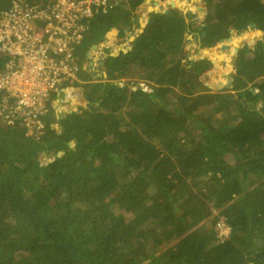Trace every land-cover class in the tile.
Segmentation results:
<instances>
[{
  "label": "trees",
  "instance_id": "16d2710c",
  "mask_svg": "<svg viewBox=\"0 0 264 264\" xmlns=\"http://www.w3.org/2000/svg\"><path fill=\"white\" fill-rule=\"evenodd\" d=\"M145 1L90 20L79 68L109 31L135 38L105 53L106 79L79 71L86 108H49L37 139L0 119V264H264V41L237 53L219 91L183 47L197 32L208 48L229 29L264 31V0H204L200 27L178 9L150 13L138 34Z\"/></svg>",
  "mask_w": 264,
  "mask_h": 264
},
{
  "label": "built area",
  "instance_id": "2783aa9c",
  "mask_svg": "<svg viewBox=\"0 0 264 264\" xmlns=\"http://www.w3.org/2000/svg\"><path fill=\"white\" fill-rule=\"evenodd\" d=\"M122 2L34 0L29 4L13 0L0 13V53L7 58L0 68L1 122L9 126L19 124L26 136L37 139L43 134L42 117L49 108L78 104L67 95L73 86L80 85L79 71L87 72L92 60L105 53L97 48L91 50L96 45L91 46L87 61L79 68L75 50L88 34L90 20L116 9ZM99 45L107 48V40ZM216 227L220 239L228 237L230 229L223 221Z\"/></svg>",
  "mask_w": 264,
  "mask_h": 264
},
{
  "label": "rangeland",
  "instance_id": "374dc122",
  "mask_svg": "<svg viewBox=\"0 0 264 264\" xmlns=\"http://www.w3.org/2000/svg\"><path fill=\"white\" fill-rule=\"evenodd\" d=\"M177 1H179V3L181 4V6H179L180 8H177V9H179V11L180 10L191 11L190 7H193L194 8L193 13L192 12L191 13H185V14H183V16H185V20H187L189 22L190 21L194 22V27H200L201 26V20L203 19V17H204L205 14L202 13V12H198V9H199V7H198V0H177ZM202 1H204V0H201L200 3H202ZM144 3L142 4V6L139 9L142 10L143 9V5H146L148 2H146V4H144ZM149 3H154V0H152L151 2L149 0ZM164 6H165V9L164 10H167L170 7L169 2L167 3V5L164 4ZM176 7H178V5ZM154 9L156 10V6H154ZM147 10H150V7ZM146 12H148V11H146ZM139 18H140V21H138V23H139L138 30L140 29V25L141 24H144L143 18H141V17H139ZM201 28H200V30H201ZM138 30H137L136 33H138ZM249 31L250 30L247 29L243 33H247ZM237 34H241V33H237ZM134 35L135 34H133V35L130 34L128 40H125L124 38H119L117 36V31L116 30H111L103 38V39H106L107 40L108 47L107 48H105V47L104 48H100L99 47L100 45L97 44L96 45L97 46V49L96 50L97 51L104 52V53H108L110 56L112 54H114L112 56H115L119 52L127 51V49L130 48V44L129 43L131 42L132 37ZM248 35L249 34H245V38H247ZM261 38L262 39L264 38V34L261 36ZM198 39H199V33L198 32L196 34H194V33L193 34H189V36L185 39V43H184V46L183 47H184V52L187 53V55L189 56V59L198 60V58L200 56L198 53H200V54L202 53V51L200 49H205V51H207V52L210 51L208 48H207V50H206V48H197V46H198V41L197 40ZM127 42H128V45H126ZM213 49L215 50L216 47H214ZM230 50H231L230 48L227 49L226 50V53H223V54H228V57L226 56L228 58V62H229V59H230V60H233V63H234V59L232 57H230V54H229V51ZM109 51H110V53H109ZM88 52H91V51L89 50ZM220 55H222V53ZM92 56H93V54H92ZM247 56H248V54H247ZM222 57H223V55H222ZM222 57L221 58H219V57L217 58V61H218V63H216V65H217L216 67H218V70L217 71H214V73H213V70L211 68L207 69V71H211V76L210 77H213L215 79L221 80L220 79L221 73H223V74L226 73L225 75L228 74L229 76H231L234 73V72L232 73V71H234V66L231 65L230 63L227 64L226 62H222V60H223ZM227 65H230L229 69L227 68ZM231 69H232V71H231ZM122 83L126 84L127 81L123 80ZM212 84H214V83H212ZM79 86H81V88H82V85H78V87ZM226 86H227L226 82L223 81V84L221 85L222 89H225ZM211 90L212 91H217L215 89H211ZM86 106H87V103L85 102L84 104H81L80 106H79V104H75L72 107H63V109H61V113H67L68 111L70 112V110L75 111L79 107L86 108ZM205 112L207 113L206 116H209L210 115V110H206ZM213 121H215V120H213ZM55 127L58 128L57 125ZM70 144L71 145H74L73 144V141ZM53 158H54L53 152H49L46 155L45 154H41V156L39 155L38 156V161L40 163H49V162H51L53 160Z\"/></svg>",
  "mask_w": 264,
  "mask_h": 264
},
{
  "label": "crops",
  "instance_id": "0c3cea01",
  "mask_svg": "<svg viewBox=\"0 0 264 264\" xmlns=\"http://www.w3.org/2000/svg\"><path fill=\"white\" fill-rule=\"evenodd\" d=\"M152 0H150V2H151ZM170 0H154V3H149V0H146V2H148L147 4H146V2L144 3V4H146V5H143V9L141 10V12L140 11H138V17H141V18H143V20H144V23H146V21L148 20V15L151 13V12H149L147 9L150 7V8H154V6H156V12H153V13H166L167 12V10L170 8V9H177L178 7H176L177 5H175V8H171V7H169L167 10H164L165 9V6H164V4H166L167 5V3L169 2ZM200 1L201 0H198V7H200L201 6V3H200ZM188 5V4H187ZM189 6V5H188ZM190 7V6H189ZM190 9H191V11H189V13H193V10H194V8L193 7H190ZM179 10V9H178ZM146 11H148V12H146ZM180 12H182V14H184V12L183 11H181L180 10ZM138 19V21H140V18H137ZM139 24V23H138ZM248 29V28H247ZM249 30V29H248ZM139 31V30H138ZM256 31L255 30H250L249 32H247V33H245V34H249L248 35V37L247 38H241L242 36L240 35V34H237V33H239V32H237V33H233V34H231V35H229V38L230 39H233V40H235V41H238V40H240L239 41V44L241 45V44H243L242 46H244L243 48H246L247 49V51H253L254 49H255V47L257 46V44L259 43V42H263L264 41V38L262 39L261 38V36L263 35H261V36H256V37H252V34L253 33H255ZM242 33H243V31H242ZM264 33V32H263ZM106 36V35H105ZM228 38V37H227ZM224 39H226V38H224ZM105 41H106V39H105ZM105 41H102L101 40V42L100 43H102V42H105ZM198 41V46H197V48H202L201 46H200V39H198L197 40ZM250 42V43H249ZM247 44H250L249 46H247ZM221 45H228V47L231 49L230 51H229V54H230V57H232L233 59L235 58V56L237 55V54H235V52H234V49H233V45H232V43L230 42V43H228L227 44V42L226 41H224L222 44H218V43H216V45L214 46V47H216V49L214 50L213 48L214 47H208V49L210 50V51H205V49H200L201 51H202V53L200 54V53H198L200 56H199V58H198V60H203V59H205V60H207L210 64H211V69L213 70V73H214V71H215V69H216V63H218V61H217V58H218V56L222 53V55L224 56V59L222 60V62H226L225 61V57L227 56L228 57V54H223V53H226V51L224 52V51H221ZM212 48V49H211ZM242 48V49H243ZM206 50H207V48H206ZM241 50V49H240ZM240 50H238V52L240 51ZM237 52V53H238ZM221 55V56H222ZM229 63L231 64V65H233L234 66V63H233V60H230L229 59ZM230 66V65H229ZM231 71H232V69H231ZM228 72V71H227ZM234 71H232V73H233ZM231 73V74H232ZM226 74V73H225ZM225 74H223V73H221V75H220V79L221 80H223L224 82H226L227 81V79H228V77H231V76H229L228 74L227 75H225ZM230 74V75H231ZM94 76H96V75H94ZM218 77V76H217ZM232 78V77H231ZM83 87V86H82ZM73 88V89H72ZM71 88V90L72 91H70L69 92V94L67 95L68 97H74L73 98V100H75V102H77L78 104H79V106L81 105V104H84L85 102L87 103V101H86V99L84 98V93H83V89L81 88V86H79V87H75V86H73ZM66 98V97H65ZM60 109L61 108H57V109H55L54 110V113H55V116L57 117L59 114H60ZM75 111H77V110H75ZM69 112V111H68ZM57 125V124H56ZM55 125V126H56ZM58 127V126H57ZM55 129H58V128H56L55 127Z\"/></svg>",
  "mask_w": 264,
  "mask_h": 264
},
{
  "label": "water",
  "instance_id": "95a60500",
  "mask_svg": "<svg viewBox=\"0 0 264 264\" xmlns=\"http://www.w3.org/2000/svg\"><path fill=\"white\" fill-rule=\"evenodd\" d=\"M155 4V3H154ZM169 5H170V7L171 8H175V5L171 2V1H169ZM178 8H180V7H178ZM140 12H141V9L139 10ZM149 12H151V13H153V12H156L155 11V9L154 8H150V10H148ZM181 11H183L184 12V14L185 13H189V11H184V10H181ZM198 12H202V13H204V14H206L205 12H206V8H205V2L204 1H202V3H201V6L199 7V9H198ZM147 24V21H146V23H144V24H141L140 25V29H139V31H138V34H140V33H142L143 32V30H144V28H145V25ZM248 29L249 30H255L256 31V33H258L259 35H262V33L264 32V31H261V30H258V29H255V25H250L249 27H248ZM232 29H229V31H228V33H229V35H231V34H233V32L231 31ZM204 35V33H202V36ZM229 35H228V38H226V39H220L219 41H218V44H222L224 41H226V42H231L232 43V45L234 46V52H235V54H237V52H238V50H240V49H242L244 46H242L243 44H239V41L240 40H238V41H235V40H233V39H230L229 38ZM134 38H135V36H133L132 37V40H131V42L134 40ZM102 41H105V39H102ZM216 45V43L215 44H213L212 45V47H214ZM250 44H247V46H249ZM97 47L96 46H93L92 48H91V50H95ZM221 51H226L227 49H229V47H228V45H221ZM123 53H126L125 51H122ZM115 56H117V55H115ZM221 55H219V57H220ZM190 60H193V59H190ZM205 72H207L206 74L208 75V76H210L211 75V71H203L201 74H199V73H197L196 74V76H197V78L203 83V85L204 86H206V87H208L209 89H215V90H217V91H219V90H221L222 89V87H221V84H218V85H211L210 83H208L207 81H205V76L204 75H206V74H204ZM232 82H233V78H231V77H228V79H227V81H226V84H227V86H226V88H228L231 84H232ZM76 87V86H75ZM73 89V88H72ZM83 89V92H84V88H82ZM63 155V152H58L57 154H56V157H61Z\"/></svg>",
  "mask_w": 264,
  "mask_h": 264
},
{
  "label": "flooded vegetation",
  "instance_id": "af4514ba",
  "mask_svg": "<svg viewBox=\"0 0 264 264\" xmlns=\"http://www.w3.org/2000/svg\"><path fill=\"white\" fill-rule=\"evenodd\" d=\"M108 56H110V55H108ZM113 57H115V56H113ZM106 58H107L106 55L102 54V55L98 56L96 59L92 60V62L89 61V62H91V66L89 67V70L87 72H89V75L92 77V79H97L100 75L102 76L101 79H103V80L107 78L106 72L104 70V60H106ZM94 73L96 76H94ZM80 77H81V75H78V81H81ZM80 85H82V82L80 83Z\"/></svg>",
  "mask_w": 264,
  "mask_h": 264
},
{
  "label": "bare ground",
  "instance_id": "6f19581e",
  "mask_svg": "<svg viewBox=\"0 0 264 264\" xmlns=\"http://www.w3.org/2000/svg\"><path fill=\"white\" fill-rule=\"evenodd\" d=\"M176 5L181 6L180 3H177ZM233 33H234V32H233ZM254 34H257L258 36H261V35H259L258 33L255 32V33L252 34V37H253V38L255 37ZM262 34H264V33H262ZM240 35L242 36L241 38H245V33H242V32H241ZM228 43H230V42H227V44H228ZM112 55H114V54H112ZM112 55H111V56H112ZM112 57H113V56H112ZM218 57H219V56H218ZM219 58H221V56H220ZM216 70H217V67H216L215 71H216ZM214 84H215V83H214ZM220 84H221V83H220Z\"/></svg>",
  "mask_w": 264,
  "mask_h": 264
},
{
  "label": "clouds",
  "instance_id": "9594fccd",
  "mask_svg": "<svg viewBox=\"0 0 264 264\" xmlns=\"http://www.w3.org/2000/svg\"><path fill=\"white\" fill-rule=\"evenodd\" d=\"M140 10V9H139ZM72 112V111H71Z\"/></svg>",
  "mask_w": 264,
  "mask_h": 264
}]
</instances>
